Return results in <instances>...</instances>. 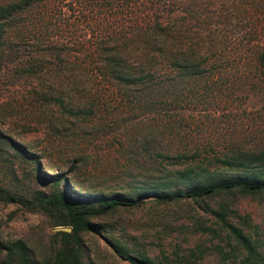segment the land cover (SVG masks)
<instances>
[{"label": "trees", "instance_id": "16d2710c", "mask_svg": "<svg viewBox=\"0 0 264 264\" xmlns=\"http://www.w3.org/2000/svg\"><path fill=\"white\" fill-rule=\"evenodd\" d=\"M65 9L71 14L65 15ZM75 23L86 24L89 30L78 54L70 56L67 51L62 58L56 32L64 24ZM44 30L50 39L47 46L23 52L15 60L17 51L23 48L22 41L28 42ZM49 57L64 60L67 84L80 82V87L75 85L79 87L77 95L53 86L55 74L42 75L45 67L50 71L57 64ZM0 66L2 70L12 66L40 77L39 84L27 89V94L33 101L50 103L68 117L84 115L93 119L98 109L108 105L145 111L162 103L187 100L186 105L193 99L191 88L197 79L204 85L205 77L211 74L243 73V81H248L245 70L264 73V0H0ZM72 68L83 72L75 78L69 72ZM153 74L161 76L152 81ZM168 74L171 78L165 79ZM183 90L187 95L178 97ZM152 118L155 122L144 126L138 138L127 132L128 143H153L160 121ZM43 124L51 131L58 129L50 118ZM7 144L38 172L42 154L28 150L0 129V151ZM144 153L150 163L156 161L154 155L164 157L160 152L151 155L146 146ZM198 154L196 150L165 155L176 161L184 159V166L167 168L154 176L141 173V184L133 192L92 193L88 185L80 184L73 169L79 166L81 154L72 156L67 172L44 178L42 188L29 187L16 174L14 188L0 184V202L42 213L50 228L64 225L70 229L49 231L46 244L39 248L23 237L0 236V264H93L84 239L85 233L99 230L100 224L93 218L118 208L136 207L145 197L157 202L189 198L207 203L226 194L264 192V147L238 145L220 153H204V161L191 163ZM73 183L79 186L72 189ZM217 202L210 210L218 221L219 232L224 229L242 248L239 263L264 264L258 240L250 238L242 226L225 221L224 205ZM214 229L210 227L211 232ZM110 241L113 251L129 264H167ZM219 251L223 255V249Z\"/></svg>", "mask_w": 264, "mask_h": 264}, {"label": "rangeland", "instance_id": "374dc122", "mask_svg": "<svg viewBox=\"0 0 264 264\" xmlns=\"http://www.w3.org/2000/svg\"><path fill=\"white\" fill-rule=\"evenodd\" d=\"M69 13L65 9V15ZM86 29V24H64L56 32L60 57L64 58L67 51L70 56L78 54ZM46 37L44 30L28 42L22 41L23 48L17 51L15 60L23 52L47 46L50 39ZM48 59L57 64H53L50 71L45 67L42 75L55 74L53 86L77 95L80 82L67 84L64 60ZM245 71L248 81H243V73L211 74L205 77L204 85L197 79L191 88L193 99L186 105L187 100L179 102L186 107L162 103L145 111L139 107L108 105L89 119L84 115L68 117L50 103L33 101L27 89L39 84L41 78L16 67L2 70L0 66V129L25 144L28 150L42 154L36 173L32 163L21 159L12 145H5L0 151V184L14 188L18 174L29 187L42 188L46 184L44 178L67 172L72 156L81 154L79 166H73L76 173L73 172L80 184L88 185L92 193L101 190L133 192L141 184V173L149 172L154 176L163 174L167 168L184 166V159L176 161L170 157L175 152L190 154L197 150V159L191 160L195 164L203 159L204 153H220L238 145L264 147V73ZM69 72L76 78L83 70L72 68ZM160 76L149 77L155 81ZM185 95L183 90L178 97ZM152 116L160 121L153 143L148 146L139 141L128 143L127 132L137 136L144 126L155 122ZM48 118L58 126L56 132L44 127L43 122ZM145 146L151 155L160 152L164 157L154 155L156 161L150 163L144 153ZM78 186L73 183L70 187ZM217 200L224 205L223 219L242 226L250 238L257 239L264 256V192L226 194L213 197L207 203L189 198L157 202L145 197L136 207L118 208L93 218L100 224L99 230L84 234L93 264H129L113 251L110 240L126 245L132 253H145L167 264H240L242 248L224 229L219 232L218 221L210 210L218 204ZM210 227L215 228L213 232ZM52 230L42 213L28 211L12 202H0L1 237H23L39 248L46 244ZM218 246L223 249V255Z\"/></svg>", "mask_w": 264, "mask_h": 264}, {"label": "water", "instance_id": "95a60500", "mask_svg": "<svg viewBox=\"0 0 264 264\" xmlns=\"http://www.w3.org/2000/svg\"><path fill=\"white\" fill-rule=\"evenodd\" d=\"M52 229L53 230H58V229H60V230H69L70 227L69 226H64V225H57V226H54Z\"/></svg>", "mask_w": 264, "mask_h": 264}]
</instances>
